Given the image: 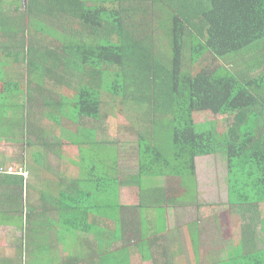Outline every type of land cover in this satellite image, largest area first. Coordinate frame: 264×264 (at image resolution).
<instances>
[{
	"label": "trees",
	"instance_id": "16d2710c",
	"mask_svg": "<svg viewBox=\"0 0 264 264\" xmlns=\"http://www.w3.org/2000/svg\"><path fill=\"white\" fill-rule=\"evenodd\" d=\"M193 2L29 0L27 14L17 15L19 2L10 9L6 0H0V59L4 58L2 63L0 60V94L22 99L26 111L29 102L41 101L43 108L58 106L65 115L69 103L76 119L92 122L101 118V95L110 96L119 106L118 115L145 128L136 131L139 174L125 179L142 194L147 180L158 177L188 178L193 184L196 159L223 156L228 164L229 189H242V200L234 197L232 204L228 202L231 210L224 216L227 222H242V237L233 236L222 253H216L218 257L208 252L204 263L198 246L200 232L191 230V264H264V0H208L207 9ZM113 4L118 7L111 9ZM157 15L163 19L157 22L161 34L152 28L151 17ZM206 57L209 62L204 65ZM213 61H218L216 68ZM15 65L24 69L23 78H9ZM48 95L61 101L49 102ZM50 112L46 116L61 128L60 116ZM208 112L227 118L226 133H219L212 123L196 122V116ZM162 127L167 135L162 137L160 149L153 136ZM125 129L133 132V128ZM63 145L61 142L60 147ZM98 170L90 165L84 185L77 178L62 190L68 196L59 203L62 232L76 238L77 231L86 232L91 226L90 214L103 212L115 227L111 233L114 244L120 240V190L127 183L114 178L115 168L111 171L114 175L107 177ZM144 177L154 178L144 181ZM24 182L23 176L0 172V187L5 189L0 195V211L8 220L5 223L16 219L7 212L27 209L20 203ZM101 191L108 198H102ZM164 213L160 216L157 212V226L162 230ZM222 227L216 221L214 238H222ZM158 242L155 239L152 244ZM139 246V252L144 246L153 258L148 244ZM219 255L225 256L221 259ZM112 261L132 264L129 256Z\"/></svg>",
	"mask_w": 264,
	"mask_h": 264
},
{
	"label": "rangeland",
	"instance_id": "374dc122",
	"mask_svg": "<svg viewBox=\"0 0 264 264\" xmlns=\"http://www.w3.org/2000/svg\"><path fill=\"white\" fill-rule=\"evenodd\" d=\"M6 2L9 4L10 9H15L14 2H19V4H16L19 7L17 15L23 13L27 14L26 11L28 10L29 0H6ZM203 4L208 5L203 6ZM179 5H181V3ZM193 5H201L204 9H207L209 7V2L208 0H194ZM117 7L118 6L116 4H113L111 9H116ZM12 15L17 16L14 13H12ZM151 19L155 23L154 27H152L155 31V34H161L163 30L160 25L157 24V22L159 21L160 24L163 19L159 15H157L156 17L152 16ZM49 26L53 25L49 24ZM54 29L56 28L54 27ZM18 37H20V35H18ZM22 38L23 37H20V39ZM158 45L160 47L159 50L163 51L161 41H159ZM0 60L2 63L4 58H1ZM208 62L209 57H206L203 61V64L205 65ZM217 62L218 61H213V68H216V66H218ZM245 64L246 61L244 65ZM19 68L20 66L18 65L13 66L11 71L9 70V78H23L25 75V71L24 69ZM72 83L76 85L78 81ZM49 87V90H51L50 85ZM10 88L13 91H15L16 89L14 88V85H11ZM74 88L77 89L76 86L72 87V89ZM71 94L75 97L72 91ZM72 95H70V97L72 102H74V97H72ZM48 100L49 102H60L61 98L55 96L54 99L48 95ZM13 102L15 104L14 106L12 105ZM25 108L26 107L24 106V101L22 99H14L12 96H9V94H0V118H2L0 120V153H4V145L9 144V146H12L14 148V153H16V156H9L7 158L14 159L13 164L17 165L18 159L22 160L19 161L20 163L27 164V162H30L31 164H33L34 161L39 162L40 159L48 157L51 161L50 164H52L55 170L61 171L63 169V172L66 174L74 173V171H68L66 169V164H69L71 162L78 168L77 173L81 185H84V182H82L83 178L88 175V168L92 164L96 167H99L98 171L101 172L99 175H104L105 177L110 176L107 174L114 175V173L111 171H114V168L118 169V177H115L114 175V178H118L121 182L123 181V183H127L126 186H121V193L119 197L120 201L123 204L126 205L128 203L129 205L128 216H126L129 217V220H127L129 229L127 246L134 245L132 248L137 250L138 247L136 248V245H138V241H140V236L139 234L137 236L135 234V232L137 231V227L135 228L134 221L136 215L139 216V212L136 207L140 206V204L142 203H140V189L137 186H129L128 180L125 179L139 173V166L137 164V152H140L139 145L137 143L139 134L136 133V131L140 128L144 132V125L141 124L136 126L134 123L127 120V118L123 115H118L117 110L119 109V106L117 104H114L111 101L110 96H107L105 94L101 95V118L97 122L80 119L79 117L78 119H76V111L74 107L69 106V103L68 107H65V110L63 111L65 115L61 114L58 106L53 105V107H44V109L43 103L41 101H31L29 102L27 111L25 110ZM50 110L55 112L62 119L61 128L46 116V114H48L47 111L51 113ZM196 122H199V124L208 122L209 124L212 123L216 126L217 131L222 134L226 133L229 127V122L226 117H217L209 112L196 116ZM125 127L133 128L134 133L131 132V129H125ZM61 129H64V135ZM164 129L165 128L163 127L162 129L158 128L157 132L153 136L155 145L160 149L162 137L164 135H167L164 134ZM94 141L98 143H94ZM61 142H63L64 144L63 147H60ZM73 143L76 144V146ZM145 146L146 145L144 144V147ZM162 150L165 152L166 149H164L163 147ZM170 152H172V149L170 150ZM166 154L167 156H169V152H167ZM222 157L223 156H212L196 159V175L193 178V184L188 178L186 180H182L179 177L169 176H166L165 180H163V178L159 179V177L155 178L154 180H147V178L154 177H144V181L147 180V185H149V193H160V195L156 199V203L165 207L175 206L174 197H178L180 192L181 197L176 198L179 201V207L177 209L183 210L186 212V214H189H187L188 216L185 217V220L191 221V217L198 215L196 214V212H198L202 214L198 217L201 220H203L205 216L211 217V215L214 213L217 216L221 217V220L223 221L225 220L224 213L226 212V210H231V207L229 208V204H232L234 202L233 198H237L238 201L242 200V189L240 187H230L229 189V185L227 184L228 164L226 159ZM3 164L5 165L4 162L0 163V165ZM22 165L16 166L17 168H9V170L5 171L4 173L9 175L15 173L24 174L22 169H19L18 171V167L20 168L22 167ZM167 169L168 168H165L164 170ZM102 172L104 174H102ZM24 175L28 176V173L25 172ZM167 177H169L170 179L166 180ZM70 178L74 179L75 177L71 176ZM133 180L135 179L132 178V181ZM164 182L165 185L162 189ZM49 185L50 184L47 181H45L43 186L41 187L31 185L28 182H24V191L22 197H20V200H22L20 201V203H22V209H27L25 211L22 210L16 212L20 214L24 213L25 217L22 216L14 220L17 232L20 231V233H22V236L24 234V238L26 237V234L24 232L25 228L22 225L23 222L25 224L29 223V227L31 228L36 227L35 225L37 223L39 225V230H42L46 226H48L50 230L53 229L56 237L59 238V240L61 239V237L57 235V232H59L58 229L60 226L58 223L62 221V216L60 214H57L59 212L56 213L53 209V207L59 203L61 198L56 194V192H54L55 189L53 188V186ZM4 190V188L0 187V195L5 194ZM40 193H52V195H41L40 197ZM173 193L174 197L171 196ZM100 194L105 196L107 195V193L104 191H101ZM146 196L147 200H144L145 205L152 204V202H154V200H152V197H150V195ZM30 199L33 201L32 203L29 202ZM39 200L45 201L42 210H32L31 208H28V206L30 205H38V203H40ZM156 210L157 212H159L160 216L161 213H164V209L161 207H157ZM54 214H56V217H54ZM192 220H194V218H192ZM7 221L8 220H6L3 216H0V223H5ZM18 223L19 226H16ZM172 224L174 227L177 226V223L174 220L172 221ZM211 226L213 228V231L215 232L214 224H211ZM157 227L158 226L154 228L156 229ZM222 229L225 230V233L222 231L224 239L230 238L231 236H237L239 234V231L236 229V224L234 225L231 223L229 226L226 225L225 229ZM157 231H159L158 228ZM181 232L182 234L180 237V245L183 244L185 247L186 245L189 246V240L185 230L182 229ZM211 232V229L207 226L205 239L210 238L209 234ZM73 237L74 235L72 236L70 235V233L64 234V237H62V248L66 249V251L69 247H72ZM145 237L146 236H144V238ZM224 239H220V241H223ZM2 240L3 235L0 234V248L4 247V245L1 244ZM220 245L221 244H219V246ZM7 248L8 247H5L3 249L7 250ZM143 248L144 246H141L140 250H142ZM145 248L147 249V247ZM55 249L60 250L61 245L57 244L55 246ZM68 252L70 254L72 253L71 250H68ZM144 252L147 253L148 256L147 250L143 249V253ZM187 252H191V249H189V251ZM221 253L222 252H220V254ZM5 254L9 255V252L0 253V260H2ZM17 254L18 253H14V260L17 259ZM22 254H24L23 251ZM123 255L125 254H122V256ZM61 256L63 258V264H67V262L68 264L70 263L69 261L66 262L67 258H65V252L55 253L53 251H49L36 252L29 264H55L53 260L55 258H61ZM219 256L222 259L225 255ZM193 257L194 254L192 253V259ZM19 258L23 259L20 254ZM48 259L53 260L50 263L48 262ZM134 263H140L139 255H137L136 259H134ZM209 263L210 262H208L207 264ZM56 264L59 263L56 261ZM112 264H115V262L112 261ZM178 264L184 263L180 261Z\"/></svg>",
	"mask_w": 264,
	"mask_h": 264
},
{
	"label": "crops",
	"instance_id": "0c3cea01",
	"mask_svg": "<svg viewBox=\"0 0 264 264\" xmlns=\"http://www.w3.org/2000/svg\"><path fill=\"white\" fill-rule=\"evenodd\" d=\"M8 144V143H7ZM13 147L8 145H4V153H0V163L4 162L5 165H0V172H5L9 170V168H17L16 166L22 165L23 163H20L19 161H22L20 159L17 160L18 164H13L14 159H7L9 156H16V153L13 151ZM13 151V154H12ZM137 152V151H136ZM209 157V156H207ZM201 158V157H200ZM199 158V159H200ZM50 159V158H49ZM44 158V161L41 162H35L31 164L30 162H27V164H23L22 167H18L19 169H22L23 173H28V176L22 174V173H15L13 175L16 176H23L25 179V182L30 183L31 185H35L38 187L43 186L44 182L47 181L50 185L53 186L55 189L54 192H56L57 195L61 198L59 203L61 201H64V199L68 198V196L64 193L62 194V190L65 186H68L70 184H73L77 178H78V168L73 165L71 162L67 165L68 171H74V173L66 174L63 172V169L55 170L49 162L46 161ZM60 165V164H58ZM62 166V165H61ZM139 174V173H138ZM115 177H118V169H116ZM137 175V174H134ZM71 176H74L75 178H70ZM163 180H165V177H162ZM170 179L169 177L166 178V180ZM122 180V179H121ZM70 183V184H68ZM68 184V185H67ZM165 185V182L162 186V189ZM149 187V185H148ZM147 189L143 192H139L140 196V206L136 207L139 212V216L136 215L135 217V228L137 227V231L135 232L136 236L139 234L140 241H138V245H136L137 250L133 249L134 246H127V237L129 233L128 229V203L125 205L122 202L123 209L121 210L120 218H121V224H120V240L118 242H112L111 233L113 231V223L110 219L105 217L103 212H100V215L96 214H90L88 217V221L91 223L89 229H86V232L77 231V237H73L72 247L68 248V250H71V254L66 251V249L62 248V237H64V234L62 232L63 228V221H60L59 229L57 232V235L61 237H56L53 229L50 230L48 226H46L44 229L39 230V225L36 223V227L31 228L29 227V223L25 224L23 222V226L25 228V234L26 237L24 238V234L22 236V233L17 232V229L15 228V222L12 221L10 223H0V234L3 235V240L1 241V244L4 245L3 248L8 247L7 250L0 248L1 252H9V255L5 254L0 260V264H29L33 255L31 254L32 251L36 252H58L62 253L65 252V258L68 259V257H71V259L66 260L69 261V264H111L112 259H114L116 262L118 258L126 259L128 256L132 260V264H178L180 261L184 264H191L192 262V253H194V249L191 242V230L194 232L196 229H198L199 238H198V246L200 250V261L204 262L206 261L209 254L208 252H211L210 256H216V253L222 251L221 249L224 246L229 245L230 238L224 239L223 235L221 239H224L223 241H220L219 239H216L213 237L215 232L213 231V228L211 224H214L216 227V221L219 222V225L221 224L224 228L226 225L229 226L231 223L236 224V229L239 231L240 237H242L240 233V229L242 228V222L238 221V219L232 220L230 222H227L228 219L223 220V224L221 223V217L217 216L216 214H212L211 217L205 216L203 220L199 219V215H202L201 213L196 212V216L191 217L190 220H185V217L188 216L185 211L177 209L179 207V201L177 199H174L175 206L173 207H165L163 205L157 204V197L160 195V193L154 192L153 194L149 193ZM178 194V193H177ZM41 195H52L51 194H44L40 193ZM62 195V196H60ZM150 195L152 197V204H146L144 200H147V196ZM103 196V195H101ZM174 197V193L171 195ZM181 194L179 192L178 197L174 198H180ZM30 198V197H29ZM102 198H108V196H103ZM25 201V200H24ZM29 202H33L31 199ZM40 203L38 205H30L28 206L32 210L34 209H40L42 210L45 201L39 200ZM55 205L53 209L55 212H59L57 214H60L62 216L63 220V213L61 210V206ZM143 209H142V207ZM157 207H162L165 209L164 217H165V229L162 230L161 226H159V231H157V228L154 227L157 226ZM186 207V206H184ZM59 208V211H58ZM170 208V209H169ZM174 209V210H172ZM26 210V209H25ZM24 210V211H25ZM8 215H11L14 218L18 217H25V214L20 213H14V212H7ZM4 214L3 211H0V216ZM54 217H56V214H54ZM264 217V215H262ZM194 218V220H192ZM175 221L177 224L176 227L173 226L172 221ZM138 224V225H137ZM115 225V224H114ZM19 226V223L16 225ZM209 227L211 229V233L209 234L208 239H205L206 234V227ZM214 227V229H215ZM115 228V227H114ZM146 228V229H145ZM184 229L186 232V235L189 240V246L186 245V247L180 242L181 237V230ZM128 230V231H127ZM225 233V230H223ZM140 232V233H139ZM121 236H123V240L121 239ZM144 236H146L144 238ZM69 238V237H68ZM70 239V238H69ZM155 239H159L158 244H152V241ZM122 240V241H121ZM57 244L61 245V249L57 250L55 249V246ZM148 244L151 248V253H154L153 258L151 256H145L141 255V250L139 252V245ZM219 244H221L219 246ZM1 245V246H2ZM209 245V246H208ZM146 247V246H145ZM191 249V252H187ZM22 251L24 254H22ZM138 252V253H137ZM14 253L17 254V259H13ZM22 256L23 259L19 258ZM122 254H125L122 256ZM137 255H139L140 263H134V259L137 258ZM136 256V257H134ZM148 257V258H147ZM146 258V259H145ZM58 260L60 263L63 264V258L59 257ZM65 262V263H66ZM68 264V262H67Z\"/></svg>",
	"mask_w": 264,
	"mask_h": 264
},
{
	"label": "clouds",
	"instance_id": "9594fccd",
	"mask_svg": "<svg viewBox=\"0 0 264 264\" xmlns=\"http://www.w3.org/2000/svg\"><path fill=\"white\" fill-rule=\"evenodd\" d=\"M2 173H4V172H2Z\"/></svg>",
	"mask_w": 264,
	"mask_h": 264
}]
</instances>
